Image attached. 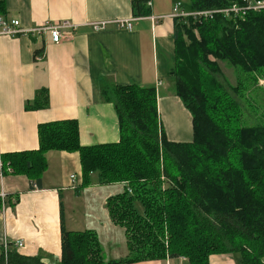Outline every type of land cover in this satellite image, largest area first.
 Instances as JSON below:
<instances>
[{"label": "trees", "instance_id": "16d2710c", "mask_svg": "<svg viewBox=\"0 0 264 264\" xmlns=\"http://www.w3.org/2000/svg\"><path fill=\"white\" fill-rule=\"evenodd\" d=\"M238 1L190 0L187 9H219ZM144 2L133 0L135 15H149ZM0 10L4 12L3 2ZM175 36L176 67L170 75L176 95L192 115L191 141L168 137L155 87L116 85L102 94L116 107L119 142L83 146L78 122L64 120L41 124L39 149L2 156L3 174H24L41 185L49 150L79 151L84 186L94 173L100 183L130 186L132 193L111 196L107 207L113 221L125 227L132 256L106 260L94 230L69 231L62 218L59 264H121L176 256L187 257L190 264H210V255L228 252L237 264H264V125L230 131L231 119L240 118L238 104L218 79V65L209 60L212 54L243 72H262L264 11L233 20L216 14L201 23L192 18L177 21ZM43 53L41 48L36 56ZM241 86L239 82L236 89ZM41 93L46 95L45 90ZM35 100L41 107L49 104L39 95ZM162 176L166 180L161 181ZM162 183L167 185L164 200L159 199ZM165 231L170 234L168 246ZM9 258L11 264H51L18 250Z\"/></svg>", "mask_w": 264, "mask_h": 264}, {"label": "crops", "instance_id": "0c3cea01", "mask_svg": "<svg viewBox=\"0 0 264 264\" xmlns=\"http://www.w3.org/2000/svg\"><path fill=\"white\" fill-rule=\"evenodd\" d=\"M144 1V11L161 17L154 25L149 15H135L133 0H0L4 16L20 19L25 28L46 21L77 24L75 31L63 29L60 42L50 34L0 35V193H6L4 201L0 197V243L23 239L26 245L19 253L59 264L63 218L69 231L94 230L101 247L103 242L108 246L107 252L102 248L106 260L129 256L126 229L113 221L107 207L108 199L127 190V184L100 183L95 176L84 186L79 151L49 150L41 185L24 174H3L2 156L39 149L41 124L64 120L78 122L83 146L119 142L116 107L102 94L116 85L155 87L161 114L169 108L173 116L190 118L170 75L176 67L179 20L172 11L178 0ZM131 18L132 29L119 26V20ZM97 21H107V27L94 30ZM41 48L44 53L36 56ZM159 79L163 83L157 86ZM37 95L49 104L41 107ZM192 126L191 115V136ZM175 133L168 137L184 141ZM121 264L190 262L176 256ZM210 264L237 261L228 252L211 255Z\"/></svg>", "mask_w": 264, "mask_h": 264}, {"label": "rangeland", "instance_id": "374dc122", "mask_svg": "<svg viewBox=\"0 0 264 264\" xmlns=\"http://www.w3.org/2000/svg\"><path fill=\"white\" fill-rule=\"evenodd\" d=\"M179 2L183 3L186 7H189L191 4L190 0H179ZM194 35V37L197 39H201L198 29H194ZM190 42L191 41L186 38V43L189 44ZM209 60L211 61L210 63L218 65L219 72H216L218 79L222 84H224V88L227 90L232 100L238 104L235 110L240 113V118L238 122L235 118L231 119V121L228 123L231 129L230 131L235 134L237 132V128L239 127L244 128L254 127L262 124L264 125V68L262 69V72L250 74L243 72L239 66L233 65L229 61L217 59L212 54L209 55ZM208 72L209 70L206 72V74ZM252 77H256V80L254 81ZM239 82H242V90L241 87L236 89V86L239 84ZM159 113L162 127L164 131L167 132V134L173 133L175 131V134L184 141H190L192 139L191 130L189 129L191 115L189 119L182 118L179 115L173 116L169 108H166L162 114L161 112ZM218 118H216V120ZM95 176H97V174H92L93 178H95ZM160 179L161 181H164L166 180V177L162 176ZM124 183L128 185V183ZM127 187L129 193H132L130 186L128 185ZM166 187L167 185L162 183L161 198H159L161 200H164L162 191H164ZM165 233L164 242L165 245L168 246V238L170 234L166 231ZM104 243L106 242L102 243V248L106 250L108 249V246ZM129 256L132 255L129 253ZM210 257L211 255L209 256V261Z\"/></svg>", "mask_w": 264, "mask_h": 264}, {"label": "built area", "instance_id": "2783aa9c", "mask_svg": "<svg viewBox=\"0 0 264 264\" xmlns=\"http://www.w3.org/2000/svg\"><path fill=\"white\" fill-rule=\"evenodd\" d=\"M148 5L151 6L152 3L149 1ZM172 15L179 21H186L189 18L194 19L196 22H202L204 20L213 19L216 14H223L225 17L231 18L233 20L237 18H244L251 11H264V0H239L231 4L228 7L222 8H212L204 10H188L183 8L182 3L176 2L173 6ZM160 16L149 15V19L152 21V25L156 24ZM135 18L119 20V26L125 27L127 29H132V23ZM107 21H97L92 22V27L94 30L99 31L107 27ZM70 28L75 31L77 29V24L70 22L69 20H62L58 22L46 21L41 24L35 25L32 28H25L22 26L20 19L9 18L2 12H0V35H7L11 37H16L22 34L33 35L38 37H43L45 34H50L55 42H60L65 37L63 29ZM162 80H157V86L162 85ZM1 175V174H0ZM71 179L75 182L74 174H71ZM3 201L6 199V193H0ZM23 239H17L15 241H9L5 239L0 243V255L3 256V264H11L9 255L15 250H19L25 246Z\"/></svg>", "mask_w": 264, "mask_h": 264}]
</instances>
